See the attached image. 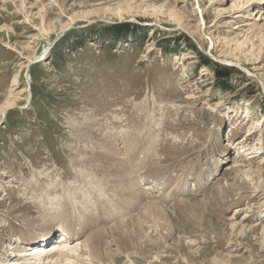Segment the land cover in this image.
I'll use <instances>...</instances> for the list:
<instances>
[{"label":"rangeland","instance_id":"obj_1","mask_svg":"<svg viewBox=\"0 0 264 264\" xmlns=\"http://www.w3.org/2000/svg\"><path fill=\"white\" fill-rule=\"evenodd\" d=\"M257 74L264 0H0V264L40 247L45 223L57 241L55 205L34 200L68 191L64 219L85 230L49 264H111L83 243L102 228L117 264H264ZM90 140L109 146L96 171L80 156L94 157ZM91 183L114 206L96 196L81 216L77 188ZM152 202L171 214L167 238L143 215Z\"/></svg>","mask_w":264,"mask_h":264},{"label":"bare ground","instance_id":"obj_2","mask_svg":"<svg viewBox=\"0 0 264 264\" xmlns=\"http://www.w3.org/2000/svg\"><path fill=\"white\" fill-rule=\"evenodd\" d=\"M200 3V2H199ZM200 5V4H199ZM44 15L41 16V19H42V31L43 32H47L49 33V29L47 30L44 26ZM203 20H205V17L203 16ZM206 23V21H204ZM51 29V28H50ZM41 31V30H40ZM41 31V32H42ZM53 32V31H52ZM50 34V33H49ZM44 55L43 54L42 58H44ZM34 56V55H33ZM32 56V57H33ZM257 77H260L261 78V75L260 74H257ZM29 79L31 80V75H29ZM262 79V78H261ZM32 81V80H31ZM30 81V82H31ZM263 81V84H264V79H262ZM256 124H260L258 121L256 122ZM73 126V124H72ZM90 130V129H88ZM87 133V132H86ZM250 133V132H249ZM252 133V131H251ZM250 133V135H251ZM85 137V135H84ZM83 137V138H84ZM87 139L86 137L84 138V140ZM83 140V141H84ZM109 140V139H108ZM93 144H92V143ZM101 143V144H99ZM89 144V147L88 149L86 150H81L82 153H88L91 155V153H94V157L92 158V156L88 157V156H85L84 154H80V156H82L84 159L82 160H87V161H91V163L89 164L90 166H88V170H91V171H96L95 169L97 167H100L101 165L100 164H103V159L107 158L110 156L107 154L106 150H103V147L106 149V147H109L107 144H105L102 140L100 142H94L92 140H90V142L88 143ZM99 144L100 145V148L101 150L99 151V149L97 150V147L96 145ZM105 144V146H104ZM93 147V148H92ZM92 149V150H90ZM112 149V148H110ZM110 149H107V151H111ZM213 159V164H215L216 160H217V157L216 155H213L211 157ZM109 160V159H108ZM210 160V159H209ZM107 162V161H106ZM105 162V163H106ZM94 166V167H93ZM103 166V165H102ZM83 168V166L81 167ZM80 170L82 172L80 173H83L84 170L81 169ZM114 170V169H113ZM101 171V170H100ZM87 172H90V171H87ZM103 172V171H102ZM98 173V172H97ZM107 173V172H106ZM96 174V173H95ZM115 174V173H114ZM93 174H91L92 176ZM98 176V175H97ZM106 176V174H105ZM111 176L112 173H111ZM95 177V176H94ZM97 178V177H96ZM102 178V177H101ZM108 178V177H106ZM124 178V177H123ZM125 179V178H124ZM93 180V179H91ZM100 180V179H99ZM129 180V179H128ZM89 182V181H88ZM123 182V181H122ZM125 182V181H124ZM185 182V181H184ZM121 183V182H120ZM92 184V183H91ZM119 184V183H118ZM98 185V184H97ZM97 185H94L92 184L90 187H79L77 188L78 190H80L79 192H81V194L79 195L78 194V199H80V205L77 207L78 209V214L79 215H83L82 214V211L83 209H85V207H87L90 203L92 205H95L97 204V200L96 199H100V198H96L97 197H102V196H105L108 200H110V202L112 203L111 205L114 206L113 204V200L112 198H110L108 196V194L106 195L105 193H101L102 191V186H97ZM171 186V185H170ZM181 187V186H180ZM106 189V188H105ZM134 189V188H133ZM77 190V191H78ZM135 191V190H134ZM178 191H180V189L177 190V193ZM182 191V190H181ZM133 193V192H132ZM37 194V193H36ZM136 194V193H135ZM94 195V198H92V196ZM127 195V194H126ZM125 195V196H126ZM47 194H42V195H37L34 200V203L38 206H43L44 207V211H47V207H49L50 205H55V207L53 208L54 210H56L58 212V217H57V225H59V234H58V238H57V241H50V237H51V230H45L47 229L48 227V224L45 223L43 225H45V228L42 229L40 232H37V235L40 236V239L42 240H45V246L43 245H39L40 247L38 246H34V247H31L30 250H32L31 252H27L25 249L24 250H20V253L16 254V258L17 259H12V260H9L6 262V264H19V262L21 261L22 263L20 264H29L28 261H27V257H33L34 256V259H36V261L34 262H31L32 264H49V262H54V261H57V258L59 256V253L60 255H64L66 258L69 257V253H67V251H71V252H75V248L74 246L70 247V249H66L68 247L69 244H71V242H73V240L76 239L77 236L81 235V233L85 230V226L81 223L76 225L75 223L73 222H69L67 221L66 219H64V216L67 215V212L69 211V209L73 208V207H76V206H73V202L72 200L77 198L76 197V191L72 193V191H68L67 193V197L65 198H59L57 196H49V197H46ZM114 196V195H113ZM128 196V195H127ZM130 198V197H129ZM128 199V198H127ZM183 202L182 203H186L187 200L189 199H181ZM190 202V201H189ZM199 202V201H198ZM129 204V203H128ZM191 204V203H190ZM42 207V208H43ZM81 207L83 209H81ZM184 207V206H183ZM76 209V208H75ZM115 209V208H114ZM185 209V208H184ZM53 211V210H52ZM185 212V211H184ZM188 213V212H186ZM76 213H74V216H75ZM193 214V213H192ZM195 214V212H194ZM143 215L147 218H149L150 216H153L155 218V220L157 221V227L160 228V230L162 231V233L164 234L162 237H166L168 235H170L173 230H174V226H173V222H172V219H171V214L169 212V210H167L166 206L164 205H161L157 202H152V203H148L144 206L143 208ZM189 215V214H188ZM191 215V214H190ZM189 215V216H190ZM73 216V218H75ZM194 216V215H192ZM197 216V214H196ZM47 216L45 215H42L41 219H43V221L45 220ZM72 218V217H71ZM79 218V217H78ZM83 218V217H82ZM72 220V219H71ZM78 220V219H77ZM75 222V221H74ZM133 225V229L130 230L129 229V226L130 225ZM131 224L127 226V230H125L126 232H124L123 236H124V241L125 242H130L134 239H136L135 237L138 236L137 235V232L139 230V222H137V219L136 218H132L131 220ZM236 227V225H235ZM102 228V227H101ZM123 228V227H122ZM176 228V227H175ZM236 229V228H235ZM58 230V231H59ZM122 231V230H121ZM141 231V230H140ZM122 234V233H121ZM66 235H68V237H66ZM109 232L107 231V229H97L96 232H94L90 238H85L83 239V243L84 242H87L86 244L88 245L89 247V251H90V254L92 255V257L94 258H97V257H100V258H103L104 259V262L106 263H111V264H117L118 263V260L120 258L116 257V255L113 253V249H110V248H103L104 245H102L103 241L108 238L109 236ZM120 235V234H118ZM171 236V235H170ZM122 238V236H121ZM62 239H64V241H62ZM139 239V237H138ZM24 240V237L21 238V241ZM52 240V239H51ZM137 240V239H136ZM26 242V240H24ZM23 241V242H24ZM41 241V240H40ZM118 241H122L121 239ZM140 241V240H139ZM24 242V243H25ZM112 242V241H111ZM133 242V241H132ZM33 243V242H31ZM31 243H28V245H32ZM109 243V242H108ZM114 243V242H113ZM139 243V242H138ZM54 244V245H52ZM110 244V243H109ZM112 244V243H111ZM126 244V243H125ZM117 246V244H115ZM140 245V244H139ZM14 250V249H13ZM69 251V252H70ZM58 253V256L54 257L56 254ZM21 256V257H19ZM131 258V257H130ZM70 257L68 258V261H69ZM23 260V261H22ZM32 260V259H31ZM30 260V261H31ZM93 260V259H91ZM18 261V263L16 262ZM57 263L59 264H67V263H63L62 261H58ZM93 263V262H92Z\"/></svg>","mask_w":264,"mask_h":264}]
</instances>
